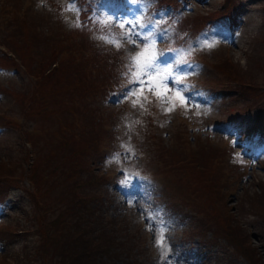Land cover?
<instances>
[{"label":"rangeland","instance_id":"1","mask_svg":"<svg viewBox=\"0 0 264 264\" xmlns=\"http://www.w3.org/2000/svg\"><path fill=\"white\" fill-rule=\"evenodd\" d=\"M7 1L21 8L29 35L19 46L16 42L20 39L10 36L9 26H0V43L7 47L15 46L10 49L12 54H6L7 66L10 67V59L17 55L32 70L41 66L43 82L47 84L44 95L47 104L44 107L37 105L54 110L48 120L42 117L39 110L29 109L31 101L28 97L35 81L23 65L15 68V72L0 71V116L5 115L9 119L0 121L5 122L0 123V168L12 169L18 162L27 167L24 163L30 162L32 155L40 159L50 155V152H53L50 167L56 163L63 164L54 174L52 182L47 176L46 181H39L43 189H36L34 199L21 191L30 188L28 176L22 170L18 174H25V177L19 178L20 184L2 188L0 264L1 261L9 262L6 264H52L58 260L56 255L44 252L34 261H25L24 253L31 254L32 248L39 242L36 235L39 226L49 240L68 232L65 202L75 195L85 200L100 197L102 209L97 212L98 219L115 244V264H246L244 259L232 252L222 229L207 217L205 209H187L195 204L188 199L193 200L189 196L197 193V184H208L206 178L215 173L219 178L215 192L221 195V211H228L248 232L249 237L240 244L250 243L251 261L256 259L259 264H264V225L259 224L257 215H252L247 203L243 202L245 193L255 192L256 195V191L264 187V143L254 145L251 156L241 155L244 164H239L240 160L233 154L249 151L246 143L242 142L246 137L245 128L250 126L254 117L249 108L261 99L258 94L257 97L250 95L264 85V0L234 1L240 11L233 22L237 25L234 33L231 37L227 34L211 37L206 42H214L213 47H203V51L194 53L195 58L203 61L205 70L201 72L199 69L181 85L173 86L188 90V107L177 106L171 113H165L153 101L145 102L144 108L139 105L133 107L132 103L122 106L112 105V102L106 104L102 88L92 97L91 92L96 91L101 82L116 78L121 66L123 69L128 63L127 55L137 48L122 40L123 50H110L108 46L112 44L100 39L99 34V42L107 46L100 43L99 46L89 40L86 34L71 27L78 22L76 11L57 12L58 5L69 0ZM92 1L80 22L87 29L90 26L85 25L87 17L95 18L97 13H101L106 20L114 17L112 24L116 31L110 37L117 39L121 29L115 21L128 19L123 11L138 14L136 8L129 6L130 0H124L119 8L106 0ZM183 1L195 6L185 21L188 26V22L199 20L226 0ZM74 6L78 9L79 0H74ZM144 27L146 31L152 29L149 24ZM90 31L92 34V29ZM60 36L68 41L69 48ZM194 36L192 33L191 38ZM55 52L58 65L52 71L55 65L46 60ZM93 54L100 58H95ZM224 58L227 64L234 63L239 71L251 74L257 82L250 83L251 90L244 89L249 84H244L234 72L232 75L223 73L219 64ZM16 63L21 64L20 61ZM86 69L89 70L88 80H83L78 87L77 80ZM196 82L213 92L203 93ZM49 86L54 90L47 91ZM60 89L63 91L60 92ZM122 95L123 91L117 99ZM147 95L153 98L151 93ZM80 96L83 98L79 99ZM161 106L167 107L166 104ZM245 110L249 113H245L244 123L239 122L236 114ZM60 123L74 125L66 131L64 126L59 130ZM89 123L95 127H90ZM82 124L86 125L83 131L90 135L89 140L98 146V150L95 151L91 142L87 141L88 145L83 150L86 154L83 165H88V168H76L69 173L73 177H69V163L63 161V150H57L56 145L71 131L79 136ZM98 127L101 129L98 130ZM52 130H57L54 138ZM123 147L119 153L123 156L116 162L110 161L113 159L110 155L105 160L103 151ZM125 148H130L134 155L126 152ZM24 156L25 160L22 159ZM139 168L147 173L149 170L151 177H148L149 173H140ZM125 175L129 181L121 186L120 181L125 180ZM171 183L174 189L183 186L180 183L187 184L189 189L176 197ZM68 184H72L73 188L78 186V189L66 191L63 196L62 190ZM155 194V204L163 203L173 216H164L163 211L150 208ZM81 213L84 216L87 214L85 207ZM149 216L152 221L148 220ZM150 222L153 224L152 231L147 227ZM161 229L164 245L158 248L156 239Z\"/></svg>","mask_w":264,"mask_h":264},{"label":"trees","instance_id":"2","mask_svg":"<svg viewBox=\"0 0 264 264\" xmlns=\"http://www.w3.org/2000/svg\"><path fill=\"white\" fill-rule=\"evenodd\" d=\"M165 1L168 4L171 2H174L175 0H160ZM235 0H226L225 3L222 5V9L220 10H226V9H233L235 8V5L233 4ZM220 10H217L218 12H221ZM216 11V12H217ZM58 14V13H57ZM24 15L21 11V8L18 6H12L9 4L7 0H0V26H9L8 30L11 37H17L20 40L16 42V45L22 46L24 43V40H27L29 38L27 28L25 26V23L23 21ZM61 39H63V44L69 48L68 41L60 36ZM12 48H15V46H4L2 43H0V71H12L15 72L14 69L18 68V66L23 65L26 69L27 74L33 78L34 85L31 90V93L29 94V101H31L29 109H37L40 111V114L43 118L50 120L51 116L50 113L54 109H45L38 107L37 104H40L44 107L47 103L46 100L44 101V95L46 91V86L43 82L44 77L42 75V67L39 66L32 70L26 63H23V59L19 57L17 54V57L14 59H10V67L7 66L6 63V54H12ZM3 50V51H2ZM5 50V51H4ZM110 50L116 51V48L114 46L110 47ZM95 58H100L96 54H93ZM20 61L21 64H17L16 62ZM48 63H52L55 65L52 68V71L54 69H57L58 65V57L57 53L55 52L54 55L47 59ZM23 63V64H22ZM221 69L223 70V73L225 74H234L236 76H240L241 81L244 82V84H249L247 86H244V89H252V86L250 83H257L255 80L252 79L251 74H244L243 72L239 71L236 68V64L231 63L230 65L225 62V58L222 60V62L219 64ZM232 66V67H231ZM13 67L12 69H9ZM89 74V70L86 69L83 74L79 76V80H77V86L80 87L82 85V81L87 79V75ZM43 78V79H42ZM42 79V83H41ZM118 80L112 79L111 81H104L101 82L98 89L96 91H92L91 95L92 97L99 92L101 89V92H103V95L106 96L108 92L112 91L115 87ZM263 84V83H262ZM104 86V87H103ZM47 91L54 90L52 86H49L47 88ZM63 90L60 89V92ZM261 96V99H259V103H255L252 108H249L250 113H254V117L251 122V129H258L261 131L264 128V85H261L259 89L256 90L255 94H251L252 97ZM83 96H80L79 99H82ZM78 99V100H79ZM77 100V101H78ZM263 100V101H262ZM124 105V104H122ZM120 105V106H122ZM253 110V111H252ZM252 111V112H251ZM249 113V111L245 110L243 113ZM238 113V112H237ZM9 120L5 115L0 116V121H6ZM249 122V123H250ZM5 123V122H0ZM244 123V122H243ZM74 124H66L63 123L59 124V130L62 129V127L66 131H70L71 127ZM85 124H82L79 127L78 135L76 136L74 133L75 131H71L69 135H66L65 138L61 139L57 145V150H63L61 151L63 161H68L69 167L67 168V173L69 177H73L69 173H73L76 168H88V165L85 164L86 160H83V158L86 156V154L83 152V150L87 147L88 142H91L89 140L90 135H86L83 131ZM89 126L94 128L95 125L90 124ZM249 127V128H250ZM101 129L98 127V130ZM107 130V129H106ZM57 130H52L51 134L54 138ZM95 134V133H94ZM93 134V135H94ZM98 137L101 135L96 134ZM48 141H53V139H48ZM28 143V142H27ZM92 148L96 151L98 150V146L91 142ZM123 148L119 149L118 151L123 150ZM111 152H113V149H110ZM117 151V152H118ZM53 155V152H50V155H44L40 159L36 158V155L31 156V161L28 163H24V165H27V167L23 166L21 162H18L14 168L12 169H5L0 168V195L2 193V188H8L11 185L20 184L19 178L22 176L25 177V174H18L20 170L24 171L27 174L29 187L28 189L21 190L24 191L28 198L34 199L36 196V189H43L41 185L39 184V181H46L47 177L50 178V181L52 182V178L55 176L54 174L59 169V166L62 165L60 163H56L54 167H50V159ZM134 157V156H133ZM139 158V156H138ZM25 160V156L22 158ZM105 160H108L107 158ZM147 172L143 171L141 168H139V172L142 174H148V177H151V173L149 170ZM47 176V177H46ZM219 176H222V174H219ZM209 183L204 185L202 183L197 184V193L195 195H190L189 197H192L193 200L188 199V201H195V204L193 207H187V209H194L196 211H201L205 209V212L207 214V217L212 220V222L215 224V226H219L222 231L223 235L225 236L226 240L228 241V245L231 247L232 252L236 255L241 257L245 260L246 264H259V262L255 259V261H251L250 256H252V248L248 244L241 245L245 239L247 240L248 232L236 222L235 219L228 213V211H221L220 205H219V198L221 195H217L215 192L216 186L219 185V178L217 174L215 173L212 176H209L208 178ZM72 180V179H69ZM92 181L89 180V184H91ZM53 184V183H52ZM179 187H175L174 184L171 183V186L173 187V194L174 196H178L184 192H186L189 189V186L185 183H180ZM71 189H78V186L73 188L72 184H68V186L62 190L63 196L65 195L66 191H70ZM47 191V189H45ZM186 195L182 196L185 197ZM65 197H63L64 199ZM199 199V200H197ZM187 201V202H188ZM101 199L99 196H93L87 200L85 198H80L78 195H75L71 200L66 199L65 205H66V214L65 217L67 218V223L69 224L68 232L66 234L61 235L59 238L55 240H49L45 234V231L43 228H40V226L36 229V235L39 237V242L32 248V253H24L26 256L24 258L25 261H34L39 257L40 254L44 252H48L49 255H56L58 260H55L52 264H115L113 263L114 257L116 254H114L116 251L114 250L115 244L110 241L109 235L107 234V231L104 230L103 222H101L98 219L99 210L102 209L101 207ZM243 202L247 203L248 205V211L251 212V214L257 215V218L259 219V224L264 225V187L260 188L259 191L248 194L245 193V196L243 197ZM85 207L86 215L84 216L81 211ZM20 209V208H19ZM21 210V209H20ZM22 211V210H21ZM23 213V211H22ZM205 214V218H206ZM234 215V214H233ZM43 218V217H42ZM25 220L28 219V217H24ZM102 224V225H101ZM24 230V235L26 232L25 224L22 225ZM7 236L8 234H2ZM1 241V240H0ZM108 260H110L108 262ZM9 263L7 261H1V264ZM19 264V263H18Z\"/></svg>","mask_w":264,"mask_h":264},{"label":"snow or ice","instance_id":"3","mask_svg":"<svg viewBox=\"0 0 264 264\" xmlns=\"http://www.w3.org/2000/svg\"><path fill=\"white\" fill-rule=\"evenodd\" d=\"M131 2L136 3L137 0H131ZM66 10L76 11L77 13L79 11L74 6V0H70ZM114 20V17H109L102 22L105 25H111ZM115 23L116 26L121 29L119 39L110 36H101L99 38L103 39L106 43L112 44L118 50L123 47L122 40L137 48V51L129 53L126 57L128 63L125 65L127 69L125 76L128 83L125 86L123 95L116 102L119 103L134 97V99H131L133 107L139 105V107L144 108L145 102L151 103V100H149L148 95L145 93H151L152 97H154L157 102L161 105H167V107L163 108L165 113L175 111L177 106L187 109L188 97L184 94L186 88L173 86L181 85L186 76L192 74V71L181 73L177 72L175 68L176 66L187 65L190 70H194L193 65L188 64V61L184 57L176 60L175 64L162 62L164 53L157 50L156 41L151 38L152 34L148 33L147 35H141L140 32L134 30L135 26L143 27L139 19H122L115 21ZM200 46L211 48L214 46V42H203ZM187 55H191V51H189ZM125 151L134 155L130 148H125ZM121 173L123 174V169H121ZM128 181L129 178L125 175V180L120 181L121 186H124ZM129 203H131V201H129ZM148 220L152 221V217L149 216ZM147 227L149 231H152L153 224L150 222ZM156 245L158 248L164 245L163 229H161L156 239Z\"/></svg>","mask_w":264,"mask_h":264}]
</instances>
